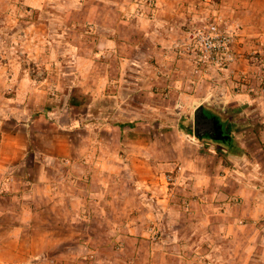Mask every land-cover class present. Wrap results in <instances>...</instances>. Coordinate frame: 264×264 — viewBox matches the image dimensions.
<instances>
[{
	"label": "rangeland",
	"instance_id": "374dc122",
	"mask_svg": "<svg viewBox=\"0 0 264 264\" xmlns=\"http://www.w3.org/2000/svg\"><path fill=\"white\" fill-rule=\"evenodd\" d=\"M84 1L86 0H46L42 9L27 8L25 14L20 16L21 10L16 6L19 0H14L11 8H5L0 0V20H3L0 23L3 24V27L0 26V47L10 45V34L16 28L31 24L21 32V36H14L15 42L12 43L9 55L11 63L20 68L18 73L22 71L41 90V98L47 100L44 102L47 105L43 106L44 109H31L36 110L33 114L41 113L42 116V119L39 117L33 122V128L47 129L46 136H51L54 130L62 129L64 136L67 134L72 137L76 134L72 140L75 142L82 136H87L91 128L97 132L103 122L109 125L121 122L131 125L123 133L126 140L118 135V128H112L110 131L116 133L111 138V145L117 148L120 146V152H130L129 155L134 153L141 159L140 162L145 163L146 171L143 170L139 179L133 170V163L137 162L132 161V156H129L125 160L127 166L120 170V175L109 179L113 186L111 192L119 194V189H122L126 195L139 196L155 215L156 222L144 223L142 231L134 234L109 231L97 238L85 233L78 235L76 241L63 242L58 246L62 248L61 254H80L84 264H183L185 259L181 256L158 250L162 238L173 227L169 225L170 218L158 202L157 195L170 193L165 207L171 205L174 211L184 215L197 211L201 203L204 209L214 213L218 209L231 212L238 207V217L241 219L238 224L243 225L241 227L244 231L250 227L258 233L248 264H264V206L253 203L257 199L264 200V71L261 68L244 70L239 67L242 62L253 63L255 59L251 57L260 56L262 52L242 51L243 58H239L223 75L219 74V84L215 82V85H211L215 78L213 75L204 78L202 73L188 69H185V73H178L175 78H180V83L192 95L190 99H181L179 92L171 88H175L173 72L179 71L180 67L184 70L182 63L174 62L172 58H167L166 62L155 58L158 54H154L155 51L150 49L147 42L145 46H148L142 49L133 47L134 42H128V46H120L121 43L117 42L112 45V50L109 46L94 45L89 38L95 33L96 25L85 15ZM151 2L152 0H147V4ZM186 27L189 26L183 27L182 31ZM181 35L182 32L171 44L168 41V46L163 49L170 50V44L175 57L180 62L187 60L189 63L191 61L188 57L174 46L175 40ZM88 47L94 51L100 50L99 56L94 59L109 69L110 86L95 95L85 90V73L91 66L87 61L83 62ZM78 54L81 57L77 58ZM135 54L139 57L138 61L126 62V68L131 70L123 71L124 56L131 58ZM132 68L140 71L139 80L144 85L141 90L123 87L125 79H121V73L125 72V78L131 80L135 76L131 72ZM58 81L61 84L57 87ZM242 83L253 89L240 88ZM147 84L150 89L145 87ZM15 87L16 84L7 85L4 97H15ZM74 95H81L82 102L77 104L71 101L74 100L71 99ZM17 101L20 100L8 99L10 103L7 109L0 104V115L10 116L18 124L30 122L31 118L37 116L28 117L27 112H23L25 109L16 104ZM199 104L213 110L227 123L231 137L229 149L227 143L204 141L194 135L193 113ZM124 141L129 143L128 146L124 145ZM37 143L50 147L49 137L43 140L39 138ZM140 144L144 146L139 147ZM199 145L202 147L200 151ZM137 149L139 154H135ZM85 153L89 151L86 150ZM85 153L77 157L75 153L69 152L64 158L57 159L55 165L62 177L59 186L53 189L57 191V195L76 196L78 193H85L82 185L92 177L101 176V170L91 166L93 163ZM191 163L198 165L199 171L190 168ZM195 175L206 178L208 186L205 190H212L220 184L228 196L223 199L199 198L203 195L196 190L199 186L195 185ZM149 177L151 182H145V178ZM123 180L128 183L123 184ZM240 199H245V203H240ZM249 209L259 213L258 216H250ZM68 213L67 221L63 219V229H68L71 225L81 227L83 221H86L72 218L70 222ZM214 237L216 239L211 246L205 244L191 253L192 264H210V260L214 259L240 264L241 259L231 253V238L219 237L218 234ZM57 256L58 248L57 251L46 248L35 254L31 262L56 264ZM171 260L176 261L170 262Z\"/></svg>",
	"mask_w": 264,
	"mask_h": 264
},
{
	"label": "crops",
	"instance_id": "0c3cea01",
	"mask_svg": "<svg viewBox=\"0 0 264 264\" xmlns=\"http://www.w3.org/2000/svg\"><path fill=\"white\" fill-rule=\"evenodd\" d=\"M2 1L5 8H11L14 5L12 3L14 0ZM84 4L86 5L83 8L85 15L96 25L95 33L89 38L94 45L109 46L112 50V45H116L117 42L121 43L120 46H128V42H134L133 47L142 49V47L148 46H145L147 42L150 49L155 51L154 54H158L155 58L162 62H166L167 58H172L174 62L182 63L184 70L180 67L179 71L173 72L175 88H171V90L179 92L181 99H190L192 95L186 90V86L180 83V78H175V75L187 72L185 69L192 71L193 67L187 60L180 62L175 57L170 44L175 37L181 34L183 27L196 26L203 19L209 17L212 12H216L220 18L225 19L226 23L236 30V48L239 51L259 50L264 54V0H222L219 3L212 0H152L150 4H147V0H86ZM17 5L21 10L19 15L23 16L27 8L40 10L45 7L46 0H19ZM0 23H3V20H0ZM29 25L31 24L16 28L10 34V45L0 47V104L6 106L4 108L7 109L10 103L8 99H18L20 101H17L16 104L21 105L25 109L23 112L26 111L28 117H31V115H37L33 114L36 110L31 109L46 107L44 102L47 100L41 98V90L37 85H33L22 71L18 73L20 68L11 63L9 55L10 48L13 47L12 43L15 42L14 36H21V32L28 29L26 27ZM0 26L3 27V24ZM168 41H170V50L163 49L168 46ZM86 49L87 56L83 58V62L87 61L91 66L85 73L87 78L85 90L95 95L100 91L104 92L110 86L109 69L95 61L94 58L99 56V49L96 51L89 47ZM79 56L78 54L77 58ZM124 57L123 71L128 72L131 69L126 68V62H136L139 57L137 54L131 58H129L130 56ZM239 67L248 70L249 68H258V65L256 62H242ZM131 72L135 75L131 80L125 78V72L121 73V79H125L123 87L141 90L144 85L139 80L138 73L140 71L132 68ZM225 72L226 69H220L199 73H202L204 78H210L213 75L215 78L211 85H215L219 84V74L223 75ZM9 84H16L15 97L5 98L3 94ZM60 84L61 82L58 81L56 86L58 87ZM145 87L149 88L148 84ZM71 99H74L71 101L77 102V104L82 102L81 95H74ZM58 113L59 111L56 112V115ZM40 114L31 118L30 122L20 124L11 120L10 116L0 115V264H33L31 260L34 255L46 248L55 251L58 248L59 256L56 258V264H84V259L80 254L64 253L62 255L60 252L62 248L58 246L63 242L76 241L78 235L84 233L92 238H97L109 231L125 233V235L134 234L142 231L145 227L144 223L156 222L155 215L149 211L139 196L126 195L122 189H119L121 191L119 194L111 192L113 186L109 179L120 175V170L127 166L125 160L129 159V156H132L130 157L132 161L137 162V164L133 163L135 168L133 170L139 179L140 175L146 171L145 163L140 162L141 159L134 153L129 155L130 152H120L118 150L120 146L117 148L115 145H111V138L116 131L111 132L110 130L118 128V135L126 140L127 137L123 133H125L126 127L131 126L129 123L121 122L117 125H109L107 122H103L97 132L91 128L87 136H82L73 142L76 134L72 137L67 134L64 136L63 130L59 129L61 126L58 128L60 131L54 130L51 136H46L47 129L33 128V122L35 123L39 117L42 119ZM56 115L53 116L56 117ZM42 121L47 123L44 119ZM46 137H49V148L37 143V139L43 140ZM85 139L88 141L86 142ZM123 143L127 146L129 144L126 141ZM142 146L144 145L140 144L139 147ZM201 148L199 145L198 151ZM124 149L129 148L124 147ZM86 150L89 153H85ZM69 152L75 153L77 157L83 153L89 155V160L93 163L90 165L100 169L101 176L92 177L82 185L85 193H78L76 196H72V194L57 195V191L55 192L53 189L59 186L62 177L55 162L57 159L64 158L63 156L68 155ZM135 154H139L138 149ZM190 168L199 171L198 165L191 163ZM194 177L195 185L199 186L196 187V190H199L203 195L199 198H203V200L205 197L223 199L228 196L220 184L212 190H205L208 186L206 178L199 175ZM151 180L149 177L144 181L150 183ZM124 182L123 184L128 183V181ZM169 194L157 195L158 202L161 203L170 218L169 225L173 227L162 238V244L158 248L160 252H171L173 255L184 258L183 264L184 262L192 264L191 253L205 244L211 246L216 239L214 235L218 234L219 237L231 238L230 242L233 244L230 248L232 249L231 253L241 259L240 264L249 263L254 240L258 233L250 227L244 231L241 227L243 225L238 224L241 220L238 217V207H235L231 212L222 209H218L217 212L215 208L216 213H214L204 209V205L202 206L201 203L197 211L192 213L190 211L184 215L179 211H174L171 205L165 207L170 199ZM239 201L245 203V199ZM253 203L264 206V200L257 199ZM248 212L253 217H257L259 214L250 209ZM67 213L70 222H72V218L73 220L86 221H83L81 227L71 225L68 229H63V219L65 218L64 221H67ZM100 243L98 244L101 245ZM175 261L171 260L170 262ZM229 261L214 259L209 263L231 264Z\"/></svg>",
	"mask_w": 264,
	"mask_h": 264
},
{
	"label": "built area",
	"instance_id": "2783aa9c",
	"mask_svg": "<svg viewBox=\"0 0 264 264\" xmlns=\"http://www.w3.org/2000/svg\"><path fill=\"white\" fill-rule=\"evenodd\" d=\"M212 1L219 3L222 0ZM236 38V30L227 24L225 19L220 18L218 13L212 12L200 24L186 27L182 35L175 40L174 46L188 57L195 72L227 70L244 55L236 48ZM251 58L255 59L258 68L264 71V54ZM240 88L253 89L244 83L240 84Z\"/></svg>",
	"mask_w": 264,
	"mask_h": 264
},
{
	"label": "water",
	"instance_id": "95a60500",
	"mask_svg": "<svg viewBox=\"0 0 264 264\" xmlns=\"http://www.w3.org/2000/svg\"><path fill=\"white\" fill-rule=\"evenodd\" d=\"M218 119L215 115H208L204 112V105L199 104L193 113V133L198 138L201 139L205 131H207L208 136L213 139L222 138V131H216V123ZM220 126V125H219Z\"/></svg>",
	"mask_w": 264,
	"mask_h": 264
},
{
	"label": "flooded vegetation",
	"instance_id": "af4514ba",
	"mask_svg": "<svg viewBox=\"0 0 264 264\" xmlns=\"http://www.w3.org/2000/svg\"><path fill=\"white\" fill-rule=\"evenodd\" d=\"M204 112L206 114H208V115H215L217 117L218 122L216 123V131L214 133H216L217 131L221 130L223 136H222V138L213 139L210 136H208V134H206L208 132L205 131V134L201 138V140H204V141H206V140L210 141L211 140V141H213L215 143H217V142H223V143L231 142V137H230V135L228 133V130H227V123L224 122V120H222V118L217 113H215L213 110H211V109H209V108H207L205 106H204Z\"/></svg>",
	"mask_w": 264,
	"mask_h": 264
},
{
	"label": "trees",
	"instance_id": "16d2710c",
	"mask_svg": "<svg viewBox=\"0 0 264 264\" xmlns=\"http://www.w3.org/2000/svg\"><path fill=\"white\" fill-rule=\"evenodd\" d=\"M230 142H227V149H229V147H230Z\"/></svg>",
	"mask_w": 264,
	"mask_h": 264
}]
</instances>
